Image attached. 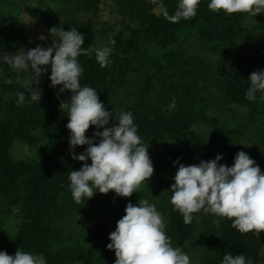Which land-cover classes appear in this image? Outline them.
<instances>
[{"label":"trees","instance_id":"16d2710c","mask_svg":"<svg viewBox=\"0 0 264 264\" xmlns=\"http://www.w3.org/2000/svg\"><path fill=\"white\" fill-rule=\"evenodd\" d=\"M18 1L0 0V54L36 47L30 43L26 24L15 13ZM105 1L58 0L61 16L51 19L50 26L75 27L85 37L82 47H98L97 28L76 14L96 17ZM114 2L121 21L102 45L111 49L110 63L102 68L94 53L79 56L83 68L80 84L96 89L114 117L131 111L142 142H164L165 169L170 177L159 196L156 192L151 196L150 188L141 184L126 198L113 191L95 193L109 211L107 218L120 216L129 202L135 205L139 199L154 198L173 247L184 249L200 229L203 264H220L226 252L243 253L252 264H264V232L240 233L230 219L203 211L206 220L198 227L194 214L192 222L185 224L169 203L178 167L174 161L195 165L221 154L220 163L231 166L238 151L254 160L250 148L236 146L254 122L263 128L259 147L264 149V101L259 93L257 99L245 98L249 75L264 69V13L246 28L249 14L213 12L207 7L208 0H200L194 17L172 23L163 13L172 14L177 0ZM190 37L229 66L217 73L203 58L189 56L185 42ZM0 71V200L5 202L0 209V250L9 255L18 249L42 253L46 264H114V250L106 247L111 232L105 225L69 232L64 228L67 216H77L78 205L71 197L67 177L83 163L70 155L67 109L60 107L72 93L57 100L56 86H50V65L38 76L30 69L13 70L7 63L0 64ZM122 91L125 96L117 107L114 98ZM17 92L25 96L19 105ZM172 97L176 106L168 110ZM215 103L247 108L248 123L212 114ZM113 123L110 116L107 126ZM102 130L90 125L85 135L96 142L99 138L93 132ZM16 145L41 148L31 159H17L13 156ZM75 153H81L79 146Z\"/></svg>","mask_w":264,"mask_h":264},{"label":"clouds","instance_id":"9594fccd","mask_svg":"<svg viewBox=\"0 0 264 264\" xmlns=\"http://www.w3.org/2000/svg\"><path fill=\"white\" fill-rule=\"evenodd\" d=\"M199 3L200 0H177L174 12L165 11L163 15L172 23L187 20L197 14ZM207 7L213 12L247 13L254 17L264 13V0H208ZM48 31L53 40L51 46L37 45L23 52L8 53L0 56V61L13 70L30 69L33 76H38L50 65V86L61 85L60 93L65 90L72 93L70 100L62 102L60 107L67 109L65 127L69 130L70 155L83 162L79 170H71L67 177L73 201L80 203L97 192L106 194L109 191L119 197H129L153 174L148 144L145 145L137 134L131 111H121L114 117L99 100L96 89L80 84L83 68L78 57L94 53L95 60L103 68L110 63L111 49L107 46L82 47L85 37L75 27L64 30L53 26ZM247 81L245 98L257 99L259 93V99L264 101V69L252 72ZM16 96L17 104H22L24 93L17 92ZM175 106L176 98L172 97L168 110ZM110 116L114 123L109 127ZM90 125L103 129L93 132L98 142L94 143L92 137L85 135ZM82 145L87 147L76 154L75 147ZM24 152L29 154L27 145ZM221 159V154H217L214 159L187 166L179 160L174 161L178 167L172 177L169 203L181 214L185 224L192 222L194 213L203 211L230 219L232 227L240 233L259 235L264 232V172L244 151L235 154L231 166L220 163ZM124 212L106 245L107 249L114 250V264H191L189 255L181 247L172 246L165 232L164 218L154 204L139 199L135 205L129 202ZM214 223L218 224L219 220ZM0 264H46V259L42 253L18 249L9 255L0 250ZM220 264H252V260L243 253L226 252Z\"/></svg>","mask_w":264,"mask_h":264},{"label":"rangeland","instance_id":"374dc122","mask_svg":"<svg viewBox=\"0 0 264 264\" xmlns=\"http://www.w3.org/2000/svg\"><path fill=\"white\" fill-rule=\"evenodd\" d=\"M40 4L38 0H19L17 2V8L15 13L20 17V19L26 24L28 28V35L30 43L33 46L40 45L41 47L51 46L53 43L51 34L49 33L50 20L56 17H60V9L58 0H41ZM156 1V0H155ZM263 13L256 14L254 17L249 16L246 20L245 27L250 28L256 21V18ZM79 18H83L85 21H91L97 28V44L101 47L107 39L110 37L111 31L121 21L117 13V7L114 0H106L101 8L100 13L94 17L87 14H76ZM49 16V20L47 17ZM43 37V39H41ZM55 40V36H53ZM186 51L189 56H199L203 58L208 64H210L217 73H222L228 66L229 63L219 55H216L210 51L204 49L201 43L195 38H188L185 42ZM15 54V53H13ZM5 54H0L3 56ZM6 62L0 61V64ZM0 71V76L2 75ZM61 85L56 86L57 100L63 101L67 98L69 90H65L63 93L59 92ZM125 96L124 92L118 93L114 98V103L117 107H120L121 99ZM211 113L217 115L225 120H236L240 123L247 122V108L238 105H224L215 103L211 107ZM248 123V122H247ZM261 128L256 122L249 123L247 131L243 138L236 144L238 148H250L251 152L254 154L255 163L260 167L261 171L264 172V149L259 147V138L261 136ZM98 142V141H96ZM95 143V142H94ZM145 145L148 144V155L152 161L153 174L146 182H142L141 185H146L149 190V194L152 196L156 192L157 196L161 195V187L164 181L169 179L170 174L165 169L164 161V142H143ZM87 145L79 146L80 152H83ZM40 147H28L29 154H25L23 145H16L13 148V156L17 159H31L38 151ZM89 164L91 161L88 162ZM97 195H93L88 200L83 199L77 205V216H67L65 219V231H80L84 227H91L95 224L105 225L110 232L115 230L116 222L118 217H122L125 212L122 211L121 215L118 217H110L109 211L105 204H103ZM147 200L154 204L156 207V202L154 198H147ZM137 204V203H136ZM5 208V202L0 200V209ZM157 208V207H156ZM164 218V217H163ZM194 218L197 222V227L202 222L206 220V216L201 213H194ZM165 223V219H164ZM67 224V225H66ZM201 231L198 229L196 231L195 237L187 243L184 249L191 260V264H203L201 260L202 251L200 250L202 243L200 241Z\"/></svg>","mask_w":264,"mask_h":264}]
</instances>
